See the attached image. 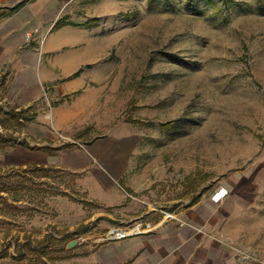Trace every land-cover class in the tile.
<instances>
[{
  "label": "rangeland",
  "instance_id": "374dc122",
  "mask_svg": "<svg viewBox=\"0 0 264 264\" xmlns=\"http://www.w3.org/2000/svg\"><path fill=\"white\" fill-rule=\"evenodd\" d=\"M34 12L0 19V108L34 60L21 96L34 125L0 144V264H109L111 229L196 233L199 194L231 264H264V0H34ZM18 140L60 162L25 169Z\"/></svg>",
  "mask_w": 264,
  "mask_h": 264
},
{
  "label": "crops",
  "instance_id": "0c3cea01",
  "mask_svg": "<svg viewBox=\"0 0 264 264\" xmlns=\"http://www.w3.org/2000/svg\"><path fill=\"white\" fill-rule=\"evenodd\" d=\"M0 7L3 10L11 8V13L8 16V13L1 11L0 19L5 17V19H11V21L23 25L34 23V17H36L34 0H28L27 2L25 0H17L14 5L0 4ZM19 35V38L15 36L12 39L22 40V33ZM7 49L4 48L3 50L6 51ZM3 50L0 51V55L6 56L7 54ZM20 52L18 54L16 52L13 56L34 55V50L29 51V53H27L28 51L26 53ZM30 60L28 64L31 66L27 67L28 69L16 73L15 83L13 84V87H15L13 100L9 102L10 104L8 103L11 106L9 108H0V113L3 115V119L0 122V135L11 136V139L13 138L12 136L23 131L25 125H34V99L25 100L21 97L24 89L34 87V60ZM19 61H22V59L19 58ZM23 64L26 65L27 63L23 62ZM5 100L7 99L3 101ZM1 104L2 101H0ZM36 115L38 117L37 113ZM21 135H24V133L21 132ZM15 141L17 140L14 139L13 142ZM26 142L18 140V143L23 144L27 153H29L27 155L29 161L22 165L25 169L31 166H35L38 169H48L49 166H54L60 162V160H54L50 148L42 147L40 149V147L33 146L36 149H32ZM189 207L188 219L199 227L196 233L187 229V231H181L174 224L157 221L155 223H147L148 228L143 234L131 238L125 237L119 240L106 238L105 240V238L99 237L103 242L108 243L104 246H109L114 252V254L110 255L109 264H231V254L224 251L223 244L209 239L207 235L210 232H214L217 235L225 233V230L221 228L222 220L218 224L212 222L209 224V220L213 217L207 216V213H196L199 208L198 203L190 204ZM111 231L112 229L109 231V235Z\"/></svg>",
  "mask_w": 264,
  "mask_h": 264
},
{
  "label": "built area",
  "instance_id": "2783aa9c",
  "mask_svg": "<svg viewBox=\"0 0 264 264\" xmlns=\"http://www.w3.org/2000/svg\"><path fill=\"white\" fill-rule=\"evenodd\" d=\"M227 195H228L227 189L220 188L217 191H215V193L212 195V197H211L212 202H214L216 204H220L224 201V199L226 198ZM165 216L167 219L171 218V219L178 220V218L175 215H172L169 213H165ZM110 235H111V239L115 238V240L123 239L126 236H128L126 233H123L122 229H114L111 231Z\"/></svg>",
  "mask_w": 264,
  "mask_h": 264
},
{
  "label": "trees",
  "instance_id": "16d2710c",
  "mask_svg": "<svg viewBox=\"0 0 264 264\" xmlns=\"http://www.w3.org/2000/svg\"><path fill=\"white\" fill-rule=\"evenodd\" d=\"M79 74H80V71H78L77 73H75L74 75H73V77H77V76H79ZM0 144H4V142H7V141H11L12 139H11V136H3V135H0ZM22 143H24V142H22ZM32 149H36V147H32ZM9 184L8 183H6V182H4V181H1L0 180V193H3V192H7V190L9 189ZM201 198V195L199 194V195H197L192 201H191V205H193V204H195L199 199ZM1 199H3V197L0 195V200ZM82 229H83V227H82ZM80 230H81V228H80ZM42 252H45V249L43 248V250H42Z\"/></svg>",
  "mask_w": 264,
  "mask_h": 264
}]
</instances>
